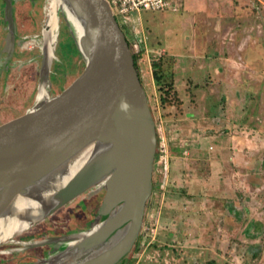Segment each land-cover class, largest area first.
Instances as JSON below:
<instances>
[{"label":"rangeland","instance_id":"obj_1","mask_svg":"<svg viewBox=\"0 0 264 264\" xmlns=\"http://www.w3.org/2000/svg\"><path fill=\"white\" fill-rule=\"evenodd\" d=\"M48 1L0 0V118L35 104L41 80L47 83L41 91L46 100L83 69V59L73 47L74 30L60 10L51 56L46 58L41 31ZM182 4L174 13L132 15L126 24L114 16L124 29L129 51L143 50L137 73L156 135L151 192L140 230L117 264H264V0H184ZM155 51L161 52L159 59L168 67L171 54L178 52L187 64L189 59L201 61L202 70L188 69L185 74L194 80L203 78V87L211 86L202 106L207 111L194 121L199 127H187L185 105L180 121L173 116L174 108L160 106L150 69ZM216 123L229 126L219 147L225 150L228 143L229 152H234V157L228 153L233 168H224L218 183L213 180L197 194L192 192L190 200L182 189L185 184L178 181L183 163L178 157L196 139L189 129L206 140L212 135L207 127ZM161 142L165 154L160 152ZM193 146L202 147V141ZM212 154L209 151L208 156ZM92 189L3 241L0 264L47 260L48 244L32 249L33 242H52L53 255L61 251L69 242L68 233L85 228L95 212L99 194L93 195ZM10 249L15 251L7 254Z\"/></svg>","mask_w":264,"mask_h":264},{"label":"water","instance_id":"obj_2","mask_svg":"<svg viewBox=\"0 0 264 264\" xmlns=\"http://www.w3.org/2000/svg\"><path fill=\"white\" fill-rule=\"evenodd\" d=\"M58 1L80 27L76 45L84 66L57 95L0 118V226L13 218L36 223L102 182L101 220L50 261L117 264L138 235L151 192L154 123L107 3ZM86 150L84 163L64 179ZM32 191L39 198L35 219L12 209Z\"/></svg>","mask_w":264,"mask_h":264},{"label":"crops","instance_id":"obj_3","mask_svg":"<svg viewBox=\"0 0 264 264\" xmlns=\"http://www.w3.org/2000/svg\"><path fill=\"white\" fill-rule=\"evenodd\" d=\"M184 47L185 46H182L183 49L181 48V51L185 50ZM179 53L180 52L176 54H171V56L174 58L170 59L169 62L171 63V66L167 67L166 71L171 76V80L174 88L178 90L179 93H181L180 100L182 102V107L184 108L185 105L183 118H185L188 121L187 127H191L190 129L193 130L199 127L197 123H194V121L196 122L197 118H199V116H202L203 112L207 111L204 107L202 108V106L205 103V98L206 97L208 98L207 94L209 95V90L211 86L203 87L204 85L203 78L201 80H194L190 76L185 75L188 69L202 70L204 67L202 63H200L201 61L199 62V60H197L195 57H194L195 59H189L190 62L189 64H187L186 60L183 59L184 58L183 55ZM198 63L200 65H197ZM186 88L188 89V91L183 93V90ZM203 88H206L208 90L207 93H205ZM186 108L188 109L185 110ZM198 108H201L202 111L200 110V112L202 113L199 112ZM179 117L180 116H178L177 118L178 121L181 120L180 119L181 117L180 118ZM219 126H220L219 123H216L215 125L207 127L208 130L206 131H210V133L212 132L211 133L212 135L210 137H207L206 140H204V138L200 137L197 134H193L194 131H191L189 129L188 134L190 133L191 136L192 135L196 136V139H194L192 142L195 144L197 142L200 143V141H202V147H195L193 146V143H190L188 145L186 144L187 146L183 147V151H182V154L184 156L182 157L177 156L178 159L183 161L180 171L177 173V175L179 176L178 181L180 182L181 185L185 184L182 185V189L183 188L185 189L184 195L186 196V198H189L190 200H191L192 192L197 194L198 191L199 192L202 191L203 188L213 183V180L216 181V183H218L219 182L218 180H220L221 178L219 173L222 172L224 168L226 167L233 168V164L232 162L229 161V158L230 156L234 157L233 156L234 152L232 153L229 152V150L231 149L229 148L228 143L226 144V148H225L226 151L223 149L221 150V148L219 147V144H221L220 137L222 136V134L226 136L229 134V132H225V130L229 131V126L228 125L225 127H219ZM176 128L181 129L180 126L179 127L177 126ZM179 131H180L179 133L181 134L182 133L181 130ZM201 131H205V128H201ZM162 132L163 131H161V133ZM190 140L192 139L190 138ZM205 143L208 145H205ZM181 145H183V143H181ZM160 149H161L160 152L165 154V144L163 142H161ZM209 151H214V154L208 156Z\"/></svg>","mask_w":264,"mask_h":264},{"label":"bare ground","instance_id":"obj_4","mask_svg":"<svg viewBox=\"0 0 264 264\" xmlns=\"http://www.w3.org/2000/svg\"><path fill=\"white\" fill-rule=\"evenodd\" d=\"M58 10H60L64 13L65 19L72 26V28L74 30L75 40H77V38L80 34L79 25L74 20V18L65 10V8L59 3V1L58 0H49L47 3L46 12H45L43 29L41 31L42 48L45 51L47 59H49V57L51 56V49H52L54 39H55V31L57 29L56 12ZM53 54H54V52H53ZM46 84L47 83L44 80H41V82L39 83V86L37 88V91H36V96L38 95L39 92L43 91V89L46 87ZM88 152H89V150L84 151L69 166L67 175L64 179H66V180L69 179L80 168V166L86 160V158L88 156ZM12 209L17 214L20 213L21 216H23V215L24 216H30V214H33V216H31L33 218L35 215L34 213L35 212L37 213L40 210L37 203H35L34 201H32L30 199H26V198H16V200L12 206ZM0 223H2V221ZM1 226H0V241H5L6 239H8V238H10L16 234H19V233L23 232L25 229H27L29 227V222H27L21 218H13V219L8 220V221L6 220L4 226L3 227H1ZM69 244H71L70 241H69Z\"/></svg>","mask_w":264,"mask_h":264},{"label":"trees","instance_id":"obj_5","mask_svg":"<svg viewBox=\"0 0 264 264\" xmlns=\"http://www.w3.org/2000/svg\"><path fill=\"white\" fill-rule=\"evenodd\" d=\"M118 27H119L120 31L122 32L124 40H125V42L128 46V49H129V43H128V40H127L126 35L124 33V29L122 28V25H118ZM73 47H74V51L79 54V51H78L77 45H76V40H75V46L73 45ZM142 54H143L142 49H139L136 52L130 51L132 65H133V68L136 72V75H137V78H138L140 85H141V81H140L138 73H137V61L141 58ZM167 67L168 66H167V64H165L163 59H158L157 61H153L150 64L151 77L153 80V84L156 87V90L158 92V102H159L160 106L165 107V108H174L176 114L173 116L178 117V116H181V106H182V102L180 100L181 93H179V91L174 88L172 80H171V76L166 71ZM187 91H188V89L186 88L183 90V93H185ZM155 159H156V154L154 156V160ZM207 264H215V263L207 262Z\"/></svg>","mask_w":264,"mask_h":264},{"label":"built area","instance_id":"obj_6","mask_svg":"<svg viewBox=\"0 0 264 264\" xmlns=\"http://www.w3.org/2000/svg\"><path fill=\"white\" fill-rule=\"evenodd\" d=\"M114 18H119L122 24L129 23L131 16H138L141 12H177L183 0H104ZM147 54L146 51H144ZM161 52H153L150 57L157 61Z\"/></svg>","mask_w":264,"mask_h":264},{"label":"flooded vegetation","instance_id":"obj_7","mask_svg":"<svg viewBox=\"0 0 264 264\" xmlns=\"http://www.w3.org/2000/svg\"><path fill=\"white\" fill-rule=\"evenodd\" d=\"M42 37V36H41ZM36 96V95H35ZM44 94H42L41 95V92H39L38 93V95L35 97V101L36 102H40V101H44ZM38 100V101H37ZM89 154V153H88ZM93 188V189H92ZM89 189H92L91 191H92V193H93V195H96V194H99V202H98V204H97V208H96V210H95V212L93 213V214H91L90 215V217H89V219L88 220H86V222H85V225H84V227L85 228H82V229H80L81 231H79V232H69L68 233V235H69V241H70V243H73L77 238H79V237H82L85 233H87L88 232V230L91 228V226H93V224H95L96 222H98V221H100L101 220V218L97 215V210H98V207H99V205H100V203H101V201H102V198H103V194H104V190H103V185H102V182H100V183H98V184H96V185H94V186H92V187H90ZM89 189H87V190H89ZM86 190V191H87ZM20 198H26V199H30V200H32V201H34L35 203H38L39 202V198L38 197H35V196H33V195H26V196H23V197H20ZM28 219L29 218H25L24 220L25 221H27V222H29L28 221ZM30 225V224H29ZM32 225V224H31ZM84 229V230H83ZM137 238V237H136ZM135 241H136V239H135ZM135 241H134V243H135ZM11 242H13V243H17L18 241H11ZM45 243H47L48 245V249L49 250H47L46 252H49V257L47 258V260H41V262H42V264H53L50 260H51V258L55 255H53L52 254V242H50V241H44V242H33L32 243V249H34L35 247H36V245H43V244H45ZM134 243H133V245H134ZM66 244H69V242L68 243H66ZM132 245V246H133ZM44 246H46V245H44ZM132 248V247H131ZM15 250H13V249H10L9 251H8V253L7 254H10V253H12V252H14ZM58 253V252H57ZM129 253V252H128ZM125 258V257H124ZM37 261H36V259L35 260H27V259H24L23 261H20V262H18L17 264H35ZM37 264V263H36Z\"/></svg>","mask_w":264,"mask_h":264}]
</instances>
